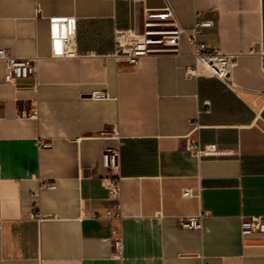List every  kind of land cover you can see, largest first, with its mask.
Segmentation results:
<instances>
[{
	"label": "crops",
	"instance_id": "1",
	"mask_svg": "<svg viewBox=\"0 0 264 264\" xmlns=\"http://www.w3.org/2000/svg\"><path fill=\"white\" fill-rule=\"evenodd\" d=\"M165 5L184 31L177 52L135 66L110 56L116 29L139 30ZM51 18L76 20L74 57L51 56ZM195 19L212 21L200 42L236 55L226 80L201 65L186 75ZM0 48L37 62L33 79L11 84L0 60V264H264V233H240L243 219L264 220V0H0ZM33 107L36 118L19 116ZM187 136L220 153L191 155ZM113 175L122 218L110 221ZM199 214L200 228L179 225Z\"/></svg>",
	"mask_w": 264,
	"mask_h": 264
},
{
	"label": "built area",
	"instance_id": "2",
	"mask_svg": "<svg viewBox=\"0 0 264 264\" xmlns=\"http://www.w3.org/2000/svg\"><path fill=\"white\" fill-rule=\"evenodd\" d=\"M39 12L36 5L35 13ZM198 16V15H196ZM172 11L168 5L162 11L145 10L142 27L136 29H116L114 31V51L110 54L116 60H121L130 65H138L139 58L155 52L174 51L179 48L180 38L184 31L171 22ZM212 26V21L195 19L192 32L186 35V40L194 58V65L186 69L187 76L198 74V66L205 67L211 75L226 80L236 64V55L225 53L216 46H208L198 40L203 29ZM76 20L74 18H51L49 46L52 57H74L75 56ZM0 60L5 63V80L7 83L16 84L20 80L33 79L37 62L35 57L19 58L12 56L8 50L0 48ZM91 98L106 100L109 98L105 91H94ZM38 110L36 107L28 111H21L20 117L36 118ZM39 148L51 146L49 141H37ZM184 150L198 158L216 156L220 153L216 144L202 145L199 142H192L185 137ZM102 164L106 169L117 170L118 150L107 147L102 153ZM109 199L114 202L117 213L112 215L109 210L104 212L103 217L113 221L122 218L121 201V178L118 175L108 176L103 179ZM46 187L54 188L53 183L45 184ZM184 197L192 196L190 189L182 193ZM31 216L41 220L38 213H31ZM84 217L98 218L95 212L83 213ZM202 214L182 217L179 225L183 228L198 229L201 227ZM242 236L258 235L264 233V220L261 217L252 216L243 219L240 224ZM112 247L117 255L122 253V236L119 229L111 231Z\"/></svg>",
	"mask_w": 264,
	"mask_h": 264
}]
</instances>
